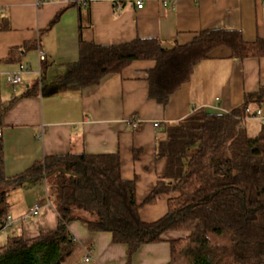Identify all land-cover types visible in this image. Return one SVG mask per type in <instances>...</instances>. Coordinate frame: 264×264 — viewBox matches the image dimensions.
I'll list each match as a JSON object with an SVG mask.
<instances>
[{"label": "crops", "instance_id": "1", "mask_svg": "<svg viewBox=\"0 0 264 264\" xmlns=\"http://www.w3.org/2000/svg\"><path fill=\"white\" fill-rule=\"evenodd\" d=\"M38 2L0 0V103L15 101L2 118L5 176L22 174L51 157L118 155L122 179L135 182L142 221L156 222L168 212L169 198L145 201L166 166L155 151L161 128L196 109L240 107L246 94L264 85V58L241 61L220 51L200 63L165 106L149 98L148 73L155 68L154 61H136L120 74H110L82 90L63 88L61 79L78 62L81 42L118 46L153 39L171 48L190 44L204 31L221 29L240 32L248 42L264 39V0H123L117 7L109 0H90L87 6L83 0ZM40 37L47 54L44 63L38 57ZM21 66L28 68L20 73L21 83L9 85L8 75L20 72ZM29 91L35 94L27 96ZM258 110L264 117V110ZM128 119L138 120V128L128 127ZM33 188L34 201L10 206L8 211L11 229L26 239L55 231L59 223L46 185L24 187L26 192ZM36 204L41 213L23 220ZM69 229L78 244L67 264H169L171 260L167 241L143 246L131 255L128 246L114 244L108 232H91L82 222H73ZM172 237L176 235L166 240Z\"/></svg>", "mask_w": 264, "mask_h": 264}, {"label": "trees", "instance_id": "2", "mask_svg": "<svg viewBox=\"0 0 264 264\" xmlns=\"http://www.w3.org/2000/svg\"><path fill=\"white\" fill-rule=\"evenodd\" d=\"M220 51L230 59H261L264 39L248 42L240 32L221 29L171 48L153 39L118 46L81 42L79 60L61 84L82 90L136 61H154L149 98L165 106L194 69ZM14 103H0V133L2 118ZM262 105L264 85L246 94L236 109H196L161 128L155 151L166 166L145 204L167 196L168 212L151 223L141 219L135 182L122 179L118 155L51 157L6 177L0 134V227L10 215L11 193L41 182L59 217L55 231L31 239L8 236L0 245V264H67L78 244L69 229L73 222L87 224L91 232L110 233L113 243L128 246L131 255L167 241L169 264H264V122L255 121ZM256 123L259 129L251 136ZM169 235L176 237L166 240Z\"/></svg>", "mask_w": 264, "mask_h": 264}, {"label": "built area", "instance_id": "3", "mask_svg": "<svg viewBox=\"0 0 264 264\" xmlns=\"http://www.w3.org/2000/svg\"><path fill=\"white\" fill-rule=\"evenodd\" d=\"M38 4L39 5H42L44 3L47 2V0H38ZM90 0H83V5L86 6L88 4ZM93 1H96V0H93ZM110 2H112L113 4L114 3H119L120 0H109ZM123 1V0H121ZM143 7V4L141 2H138L137 3V8L138 9H141ZM43 37H40L39 39V49H38V54H39V60L40 62L44 63L46 61V57L47 54L46 52L43 50V44L41 42H43L42 40ZM25 70H28L27 67L25 66H21L20 67V72L18 73H15V74H10L8 75L7 77V81H8V84L11 85V86H17L21 83V77H20V73L25 71ZM256 118L259 119L261 122H264V117H262V114H261V111H257L256 114H255ZM125 124L128 126V127H131L132 129H137L138 126H139V123H138V120L136 119H128L125 121ZM155 128H159L160 127V124L156 123L155 125ZM41 207L39 205H34L33 207H31L28 212L26 213L25 217L23 218V220H27L29 218H32V217H37L40 213H41ZM12 223H13V218L11 215H8L5 220H4V223H3V226L0 227V232H6L8 231L12 226ZM86 262L88 263V259L86 260Z\"/></svg>", "mask_w": 264, "mask_h": 264}, {"label": "rangeland", "instance_id": "4", "mask_svg": "<svg viewBox=\"0 0 264 264\" xmlns=\"http://www.w3.org/2000/svg\"><path fill=\"white\" fill-rule=\"evenodd\" d=\"M261 110H264V105L261 106ZM259 129V124H254L251 126L250 128V135L251 136H255L257 132V130ZM26 189H24V187H20L19 189L14 190L11 193L10 198V204L11 207H18V206H23L26 203H30L32 201H34L36 199L35 197V192L36 189L33 188L32 191H25ZM39 190V189H38ZM41 191V189H40ZM42 192H44L43 188H42ZM44 193H42L41 197L39 199H41L43 201L44 197H43ZM40 201V200H39ZM12 228V227H11ZM9 229L6 232H0V245H3L6 243V239L8 236H12V235H16L12 229ZM178 264H185L184 261L179 262Z\"/></svg>", "mask_w": 264, "mask_h": 264}]
</instances>
